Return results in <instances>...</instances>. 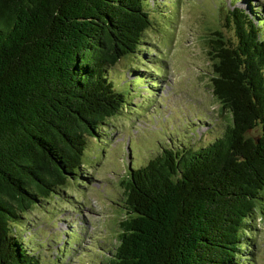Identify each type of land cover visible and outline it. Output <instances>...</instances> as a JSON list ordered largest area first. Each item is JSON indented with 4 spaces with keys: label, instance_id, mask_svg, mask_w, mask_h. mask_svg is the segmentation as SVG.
<instances>
[{
    "label": "trees",
    "instance_id": "obj_1",
    "mask_svg": "<svg viewBox=\"0 0 264 264\" xmlns=\"http://www.w3.org/2000/svg\"><path fill=\"white\" fill-rule=\"evenodd\" d=\"M147 2L0 0V264H40L13 226L84 179L87 138L124 103L108 69L138 52ZM224 20L234 41L215 32L209 43L225 131L128 167L126 215L102 264H249L242 240L264 191V15Z\"/></svg>",
    "mask_w": 264,
    "mask_h": 264
},
{
    "label": "rangeland",
    "instance_id": "obj_2",
    "mask_svg": "<svg viewBox=\"0 0 264 264\" xmlns=\"http://www.w3.org/2000/svg\"><path fill=\"white\" fill-rule=\"evenodd\" d=\"M147 6L152 25L138 52L108 69L124 103L103 136L87 138L84 179L68 182L61 197L41 201L13 226L40 264H102L126 215L128 167L138 169L166 149L196 150L228 125L211 91L209 40L221 32L234 41L227 12L264 15V0H148ZM246 228L243 258L264 264V191Z\"/></svg>",
    "mask_w": 264,
    "mask_h": 264
}]
</instances>
